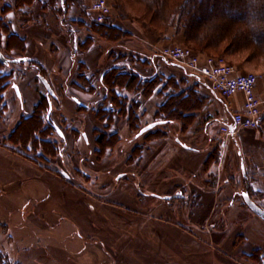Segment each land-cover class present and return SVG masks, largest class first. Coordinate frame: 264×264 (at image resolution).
<instances>
[{
  "label": "crops",
  "instance_id": "obj_1",
  "mask_svg": "<svg viewBox=\"0 0 264 264\" xmlns=\"http://www.w3.org/2000/svg\"><path fill=\"white\" fill-rule=\"evenodd\" d=\"M12 2L0 0L1 15L3 5ZM31 15V20H22ZM49 15L38 5L6 15L26 49L19 56L12 51L14 59L32 60L6 65L14 70L15 79L5 92L0 140L34 111L41 95H48L51 111L59 117H53L61 127L57 133L66 146L60 156L42 164L0 144V250L11 263L264 264V220L237 197L244 186L264 208V72L255 87L263 103L260 127L234 137L223 135L220 128L232 113L242 110L241 93L222 99L199 78L181 74L205 101L186 110V119L162 123L155 118L164 101L159 88L148 99L121 90L129 100L140 101L142 128L157 122L149 131L160 128L167 133L146 142L149 131L139 135L121 118L106 129L96 117L94 109L107 97L100 82L109 66L107 58L96 43L78 53V40ZM5 40L0 38L2 53ZM32 61L44 68L42 77L54 95L30 66ZM80 64L93 79L94 92L78 84ZM169 66L177 70L174 64ZM167 76L178 74L172 71ZM67 128L70 132L64 133ZM98 131L117 132L120 137L101 159L95 154ZM138 145L143 151L134 157ZM213 151H218V161L206 169ZM180 188L182 197L175 198ZM167 196L172 198L164 200ZM256 251L261 261L247 258Z\"/></svg>",
  "mask_w": 264,
  "mask_h": 264
},
{
  "label": "trees",
  "instance_id": "obj_2",
  "mask_svg": "<svg viewBox=\"0 0 264 264\" xmlns=\"http://www.w3.org/2000/svg\"><path fill=\"white\" fill-rule=\"evenodd\" d=\"M37 1L39 0H16L13 4L3 5L2 15L0 14V38L6 37L5 49L10 52L18 50L20 54H24L26 49L24 40L12 32L9 22L6 21V15L12 10L20 9L23 6H31ZM82 1L48 0L47 5L43 4V8L54 12L59 19L65 11L68 13L72 7L81 6ZM136 1L142 3L145 7L146 28H153L154 31L151 35L159 40L168 39L169 35L172 34L170 30L173 29L174 35L172 36L182 34L185 43L191 45L196 53L202 55L222 58L226 56L237 57L238 59L241 58L243 62L264 59V0ZM56 4L58 5L57 9ZM60 23L63 24V21H60ZM105 25L96 24L97 33L108 36L112 41L118 39L120 33L118 29L111 26L106 27ZM91 45L93 43L88 40L79 43L80 51L88 50ZM112 58L114 62L127 59L126 57L116 56H112ZM240 62L237 61V63ZM119 65L113 64L112 67L102 73L100 78V82L109 97H105L103 103L99 104L94 112L100 121L107 124L106 129L111 126L116 116L125 119L129 128L136 133L142 128L138 115L141 108L140 101L129 100L120 92L121 90L133 91L144 99H148L159 88L160 96L163 97L164 101L158 107L155 118L158 121L168 123L186 119L184 116L186 110L194 109L205 101V97L201 96L193 84L178 80L176 76H144L132 67L128 68L129 71H120ZM30 66L37 69L38 75L44 76V68L40 63L32 61ZM126 66L129 65L125 64L123 67ZM5 68L6 65L0 62V116L7 110L5 92L13 82V74L6 72ZM85 70V65L80 64L78 84L82 85L84 89L87 88L89 92H94L93 79L86 76ZM58 129L61 130V127L52 117L49 97L48 95H41L34 111L29 116L21 118L5 141L8 143V148L22 157L34 162L48 163V157L55 158L63 152V140L53 139L58 135ZM154 131L147 132L144 135V141L147 142L167 134L166 132L160 134V128ZM71 132L74 135H79V132L75 129H71ZM119 141L120 137L117 132L108 134L106 131H98L96 133L98 149L95 151L97 158H103L108 150L117 146ZM142 151L143 145H138L133 149L132 155L138 157L142 154ZM31 153L36 157L30 156ZM218 158V151H213L206 161L205 168L208 169L210 164L218 161ZM248 193L252 195L250 189H248ZM247 258L261 261L262 255L259 251H256ZM0 264H12L7 255L1 250Z\"/></svg>",
  "mask_w": 264,
  "mask_h": 264
},
{
  "label": "rangeland",
  "instance_id": "obj_3",
  "mask_svg": "<svg viewBox=\"0 0 264 264\" xmlns=\"http://www.w3.org/2000/svg\"><path fill=\"white\" fill-rule=\"evenodd\" d=\"M94 1L95 0H83L81 6L72 7L68 13L65 11L64 13L61 14L59 19L56 17L54 12H52L48 9H45V12L49 13L50 14L49 16L52 19L53 18L56 19V23L58 21L59 25H61V26H62V24L60 23V21L61 22L63 21V25L66 27L65 30L70 34V37L74 40H78L75 44V48H76V51H78V53L82 52V51H80L79 43H83V42H86L88 40V41L92 42L93 44H95V43L99 44L101 46V49H102L104 55L107 58V62L109 63V66H107L108 68L112 67L113 64L115 65V63H116V65L120 64L119 65L120 71H122V70L123 71H129L128 68L132 67L135 69V71H137L138 73H140L142 75L150 74V76L151 75H157L159 77H161V76L168 77L167 75H169V73L173 71L174 73L177 72L178 80L180 77V80L184 79V81L187 82V79L185 77H182L181 74H183L185 76V75L189 74L188 71H186L185 69H183L182 67L177 66V65H175L177 70L170 68L169 65H172V63L165 60L157 52L158 49H160V48H164V47H168V46H174V45H182V46H187V47L191 48V45L185 43L182 34H178L177 36H173L171 39L169 38L166 40H162V39L159 40L154 35H151L153 33L152 31H154L153 28H146L147 24L145 23V21H147V16L145 13V7L142 3H140L136 0H106L108 2V4L111 6L112 12H111V15L109 17H107L106 22L104 24H106L105 25L106 27H108V26L115 27L120 32L118 35V39H115L112 41L109 39L108 36H104L103 34L97 33V31L95 29L97 23L94 21V15L90 10V7ZM15 2H16V0H13L12 3H15ZM47 3H48V0H39L36 3H33L32 5L33 6L38 5L39 7L43 8V6L47 5ZM60 6H61V4H60ZM55 7L57 9L58 5L56 4ZM46 16H48V14ZM32 17H33V15H31V17L30 16L29 17H23L22 20L28 21V20H31ZM41 17H42L41 19L44 18L43 15ZM9 24H10V22H9ZM59 25L56 24L57 27ZM171 31H172V34L174 35V32H173L174 30L171 29L170 32ZM89 38H91V40H89ZM3 50H5L3 53L8 59H14L15 58V56L12 54V51L10 52L9 50L4 49V48H3ZM13 53L16 55H18V54L20 55V52H18V50H16V52L13 51ZM21 56H23V55H21ZM112 56L126 57L127 59H125L123 61L118 60L117 62H114ZM129 56H131V57H129ZM224 59L227 63L232 62L231 65H233L236 68L238 74L253 73V74L257 75L258 77H260L259 75L264 72V59H258V60H254L251 62L250 61L243 62L241 60V58L240 59H238L237 57L231 58L229 56H226ZM237 61H241V62L237 63ZM125 64H128L129 66L123 67V66H125ZM13 65L14 64H12L10 67H13ZM108 68H106V70H108ZM5 69H6L5 70L6 72L13 74V77H12V81H13L15 79L14 78V70L9 71L7 66ZM19 71H21V70H19ZM20 73L17 72V75H19ZM16 77H18V76H16ZM188 83L192 84L190 81H188ZM10 87H8L7 90H9ZM138 98H139V96H138ZM61 99L62 98H60V101H61ZM135 100H137V99H135ZM62 102H63V100H62ZM101 103L102 102H100V104ZM54 110H55V107H54ZM55 111L52 113V117H54V118L57 116V115L54 116ZM116 118L120 119V117H118V116H116ZM153 121L154 120H152V122ZM157 129H159V128H157ZM157 129H155V131ZM69 130H70V128L64 129V131H65L64 133L70 132ZM160 131H161L160 132V134H161V133L165 132V129H160ZM60 132L62 133L63 129ZM2 139H3L2 141L0 140V144L3 146L7 145L8 143L5 141L7 139L6 134L3 135ZM53 139L54 140L59 139V141H62L61 134L56 135L55 137H53ZM65 147L66 146L64 145L63 152L65 151L64 150ZM40 153H42V152H40ZM30 156L36 157L33 153H31ZM47 161L50 162V161H52V159H49V157H48ZM64 161H66V160L64 159ZM38 162H41L43 164L42 161H38ZM102 167L105 168L107 166L101 165V168ZM79 171L80 170H78V171L75 170V173H79L81 176H83L84 175L83 172H79ZM137 188H139V186H137ZM183 191H184L183 188H180V191H178V192L182 193ZM241 191L242 192L246 191L244 186H242ZM247 192H248V190H247ZM255 194H257V193H254V195ZM174 195H176V194H174ZM237 197L239 198V200L243 201L241 193H237Z\"/></svg>",
  "mask_w": 264,
  "mask_h": 264
},
{
  "label": "built area",
  "instance_id": "obj_4",
  "mask_svg": "<svg viewBox=\"0 0 264 264\" xmlns=\"http://www.w3.org/2000/svg\"><path fill=\"white\" fill-rule=\"evenodd\" d=\"M90 10L97 24H104L112 12L106 0H95ZM157 52L165 60L199 78L212 93L222 99H230L238 93L243 95L242 110L232 113L224 122L220 128L223 135L234 137L242 130H256L260 127L263 103L255 93L259 79L257 75L238 74L236 68L224 58L202 55L187 46H168L158 49Z\"/></svg>",
  "mask_w": 264,
  "mask_h": 264
},
{
  "label": "water",
  "instance_id": "obj_5",
  "mask_svg": "<svg viewBox=\"0 0 264 264\" xmlns=\"http://www.w3.org/2000/svg\"><path fill=\"white\" fill-rule=\"evenodd\" d=\"M32 59L30 58H27V57H24V58H19V59H8L7 57L4 56V54L1 52L0 50V62L4 63L5 65H9V64H17V63H21V62H30ZM39 78L41 79V81L43 82V84L45 85L46 89L48 90V93L50 96L54 95L49 83L47 82V80L42 77V76H39ZM14 88L17 89L16 85L14 86ZM50 109H51V106H50ZM158 123L157 122H154V123H151V124H148L146 125L145 127H143L140 132H139V135H142L143 133L151 130L152 128H154ZM60 133V131H59ZM175 198H179V197H182V193L181 192H178L176 193V195H174ZM170 198L172 197H163L164 200H169ZM242 198H243V201L245 203V205L254 213L256 214L257 216H259L261 219L264 220V208L258 206L253 200L252 198L250 197L249 193L247 191H244L242 193Z\"/></svg>",
  "mask_w": 264,
  "mask_h": 264
},
{
  "label": "snow or ice",
  "instance_id": "obj_6",
  "mask_svg": "<svg viewBox=\"0 0 264 264\" xmlns=\"http://www.w3.org/2000/svg\"><path fill=\"white\" fill-rule=\"evenodd\" d=\"M62 2H63V0H62Z\"/></svg>",
  "mask_w": 264,
  "mask_h": 264
}]
</instances>
